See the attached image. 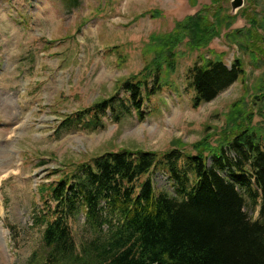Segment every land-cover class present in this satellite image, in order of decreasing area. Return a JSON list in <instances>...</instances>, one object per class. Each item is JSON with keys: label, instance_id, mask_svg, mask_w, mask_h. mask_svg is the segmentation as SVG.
<instances>
[{"label": "trees", "instance_id": "obj_1", "mask_svg": "<svg viewBox=\"0 0 264 264\" xmlns=\"http://www.w3.org/2000/svg\"><path fill=\"white\" fill-rule=\"evenodd\" d=\"M229 1L209 0L170 30L151 32L142 47L145 64L121 80L115 94L64 114L59 130L96 131L105 126L104 116L118 122L132 108L143 118V104L171 84L182 45L190 53L207 50L190 69L194 108L239 79L245 83L224 125H205L192 143L174 137L164 151L107 150L54 169L56 178L38 185L41 205L33 212L49 248L44 264H264V69L249 86L243 57L264 59V16L258 9L264 12V0H246L236 15ZM148 14L161 18L163 10L137 17ZM238 17L247 25L233 27ZM220 37L245 54L227 63V51L210 49ZM156 169L168 174L174 195L155 188L150 173ZM248 199L259 207L257 219L246 211ZM81 214L93 235L84 251L71 223Z\"/></svg>", "mask_w": 264, "mask_h": 264}, {"label": "rangeland", "instance_id": "obj_2", "mask_svg": "<svg viewBox=\"0 0 264 264\" xmlns=\"http://www.w3.org/2000/svg\"><path fill=\"white\" fill-rule=\"evenodd\" d=\"M231 1L232 15L247 4L244 0L233 8ZM208 2L0 0V264L45 263L49 248L44 226L34 223L33 212L41 205L38 185L54 180V169L70 168L107 150L164 151L174 137L189 144L204 134L205 125H224L225 112L244 94L245 83L239 79L194 108L190 69L207 50L190 53L182 45L171 84L143 104V118L135 108L127 113L121 106L126 114L118 122L104 116L105 126L96 131L58 129L64 114L115 94L121 80L143 67L142 47L151 32L170 30L175 20ZM155 8L163 10V17H137ZM258 9L264 16L262 6ZM246 25L238 17L233 27ZM210 49L227 51L229 64L245 54L223 37L214 39ZM243 57L251 86L264 69V59ZM260 120L257 116L255 123ZM227 153L234 156L230 149ZM150 176L158 191L175 194L165 171L156 169ZM246 211L252 219L259 217V207L253 208L249 199ZM71 223L78 249L84 251L93 238L85 215Z\"/></svg>", "mask_w": 264, "mask_h": 264}, {"label": "water", "instance_id": "obj_3", "mask_svg": "<svg viewBox=\"0 0 264 264\" xmlns=\"http://www.w3.org/2000/svg\"><path fill=\"white\" fill-rule=\"evenodd\" d=\"M243 1L244 0H234V1H232L233 8L241 6L243 4Z\"/></svg>", "mask_w": 264, "mask_h": 264}]
</instances>
